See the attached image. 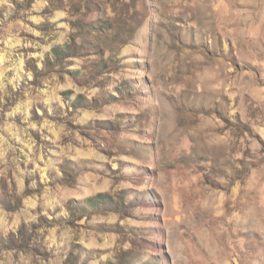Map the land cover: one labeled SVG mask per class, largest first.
Listing matches in <instances>:
<instances>
[{
	"label": "rangeland",
	"instance_id": "1",
	"mask_svg": "<svg viewBox=\"0 0 264 264\" xmlns=\"http://www.w3.org/2000/svg\"><path fill=\"white\" fill-rule=\"evenodd\" d=\"M0 264H264V0H0Z\"/></svg>",
	"mask_w": 264,
	"mask_h": 264
},
{
	"label": "trees",
	"instance_id": "2",
	"mask_svg": "<svg viewBox=\"0 0 264 264\" xmlns=\"http://www.w3.org/2000/svg\"><path fill=\"white\" fill-rule=\"evenodd\" d=\"M64 48H65L66 51H69L71 49V46L67 45V47H64ZM53 51H54L55 54H57L58 53V48H56V47L53 48Z\"/></svg>",
	"mask_w": 264,
	"mask_h": 264
}]
</instances>
